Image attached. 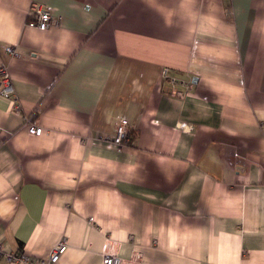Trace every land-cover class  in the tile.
Wrapping results in <instances>:
<instances>
[{"label": "crops", "instance_id": "0c3cea01", "mask_svg": "<svg viewBox=\"0 0 264 264\" xmlns=\"http://www.w3.org/2000/svg\"><path fill=\"white\" fill-rule=\"evenodd\" d=\"M0 63V264H264V0H0Z\"/></svg>", "mask_w": 264, "mask_h": 264}, {"label": "built area", "instance_id": "2783aa9c", "mask_svg": "<svg viewBox=\"0 0 264 264\" xmlns=\"http://www.w3.org/2000/svg\"><path fill=\"white\" fill-rule=\"evenodd\" d=\"M28 24L34 26L40 30L48 28L52 24H56L59 21V17L53 16L49 8L42 3L33 2L28 8ZM4 51L12 56H18L19 52L11 45H5ZM161 76L171 85L180 83L183 88L182 90L172 89L170 94L178 95L180 97L190 93L191 79L188 77L182 81L177 76L171 73L170 69L166 66L161 68ZM0 95L8 98L12 103L16 111L19 110V103L14 92L13 84L6 65L0 63ZM27 132L33 135H39L42 132V128L29 122L27 124ZM131 127L130 123L126 118H121L115 126L114 133L111 136H106L104 139L117 146L129 145L131 141ZM67 247L66 240L64 238L58 240L49 250L47 256L38 257L33 256L23 251L14 253L8 252L6 258L11 263L16 264H54L58 261L62 253H64ZM132 261L139 260V254L137 251L132 252L130 258ZM102 264H121L122 259L116 254H108L102 252Z\"/></svg>", "mask_w": 264, "mask_h": 264}, {"label": "rangeland", "instance_id": "374dc122", "mask_svg": "<svg viewBox=\"0 0 264 264\" xmlns=\"http://www.w3.org/2000/svg\"><path fill=\"white\" fill-rule=\"evenodd\" d=\"M139 254V253H138ZM117 255V254H116ZM132 256V255H131ZM121 258V257H120ZM131 258V257H130ZM122 259V258H121ZM139 259H140V256H139Z\"/></svg>", "mask_w": 264, "mask_h": 264}]
</instances>
